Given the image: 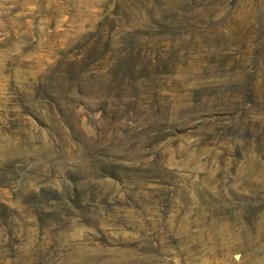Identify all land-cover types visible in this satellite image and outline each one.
Masks as SVG:
<instances>
[{
    "label": "rangeland",
    "instance_id": "rangeland-1",
    "mask_svg": "<svg viewBox=\"0 0 264 264\" xmlns=\"http://www.w3.org/2000/svg\"><path fill=\"white\" fill-rule=\"evenodd\" d=\"M0 264H264V0H0Z\"/></svg>",
    "mask_w": 264,
    "mask_h": 264
}]
</instances>
